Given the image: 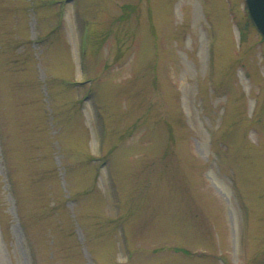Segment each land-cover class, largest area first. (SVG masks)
I'll return each instance as SVG.
<instances>
[{
	"label": "rangeland",
	"instance_id": "374dc122",
	"mask_svg": "<svg viewBox=\"0 0 264 264\" xmlns=\"http://www.w3.org/2000/svg\"><path fill=\"white\" fill-rule=\"evenodd\" d=\"M0 264H264L245 0H0Z\"/></svg>",
	"mask_w": 264,
	"mask_h": 264
},
{
	"label": "water",
	"instance_id": "95a60500",
	"mask_svg": "<svg viewBox=\"0 0 264 264\" xmlns=\"http://www.w3.org/2000/svg\"><path fill=\"white\" fill-rule=\"evenodd\" d=\"M251 20L264 39V0H245Z\"/></svg>",
	"mask_w": 264,
	"mask_h": 264
}]
</instances>
